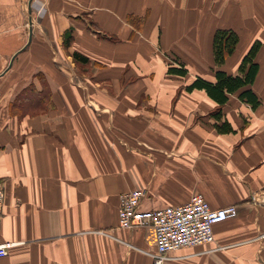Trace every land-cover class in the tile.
<instances>
[{
  "label": "crops",
  "instance_id": "1",
  "mask_svg": "<svg viewBox=\"0 0 264 264\" xmlns=\"http://www.w3.org/2000/svg\"><path fill=\"white\" fill-rule=\"evenodd\" d=\"M218 29L239 36L220 67ZM255 42V81L224 105L185 89L238 75ZM0 182V264H152L154 228L119 227L140 187L143 210L238 208L165 264H264V0H0Z\"/></svg>",
  "mask_w": 264,
  "mask_h": 264
},
{
  "label": "built area",
  "instance_id": "2",
  "mask_svg": "<svg viewBox=\"0 0 264 264\" xmlns=\"http://www.w3.org/2000/svg\"><path fill=\"white\" fill-rule=\"evenodd\" d=\"M174 64V62H171ZM147 195L144 187L121 195L118 208L119 227L133 229L152 226L156 234V250L151 253L152 264H165L170 254L187 247L215 243L214 226L237 216L236 205L212 208L202 194H196L183 204L143 210L141 203ZM5 192L0 182V218ZM14 242L0 244V257L6 256Z\"/></svg>",
  "mask_w": 264,
  "mask_h": 264
},
{
  "label": "trees",
  "instance_id": "3",
  "mask_svg": "<svg viewBox=\"0 0 264 264\" xmlns=\"http://www.w3.org/2000/svg\"><path fill=\"white\" fill-rule=\"evenodd\" d=\"M238 42L239 36L235 31L228 29H218L216 31L213 41V50L217 66L220 67L225 64L227 58L235 52ZM67 45H69L68 40ZM260 47V42L254 43L249 52L243 58L239 67L238 75H229L225 71L219 69L216 70V82H208L198 77L192 84L186 86L185 89L187 91L203 89L207 92L209 97L215 100L220 106L224 105L229 98V94L234 93L240 88L255 81L259 71V65L255 62V58L260 50ZM74 58L86 61V58H83L79 53H74ZM169 71L179 75H185L187 73L184 68L170 67ZM241 97L253 106L258 104L256 96L251 90L243 92ZM214 116L217 119L221 118L220 108L214 112ZM217 129L220 132L233 131V129L227 124L217 127Z\"/></svg>",
  "mask_w": 264,
  "mask_h": 264
}]
</instances>
